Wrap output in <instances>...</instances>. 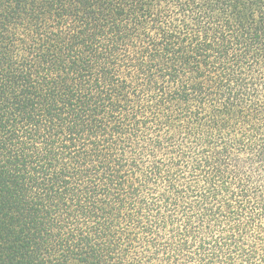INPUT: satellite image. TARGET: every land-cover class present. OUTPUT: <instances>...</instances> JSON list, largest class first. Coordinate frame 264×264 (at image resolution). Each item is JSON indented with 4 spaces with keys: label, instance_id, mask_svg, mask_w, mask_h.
<instances>
[{
    "label": "trees",
    "instance_id": "16d2710c",
    "mask_svg": "<svg viewBox=\"0 0 264 264\" xmlns=\"http://www.w3.org/2000/svg\"><path fill=\"white\" fill-rule=\"evenodd\" d=\"M0 264H264V0H0Z\"/></svg>",
    "mask_w": 264,
    "mask_h": 264
}]
</instances>
